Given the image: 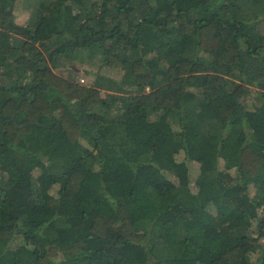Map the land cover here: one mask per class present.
<instances>
[{
    "label": "trees",
    "instance_id": "16d2710c",
    "mask_svg": "<svg viewBox=\"0 0 264 264\" xmlns=\"http://www.w3.org/2000/svg\"><path fill=\"white\" fill-rule=\"evenodd\" d=\"M0 264H264V0H0Z\"/></svg>",
    "mask_w": 264,
    "mask_h": 264
},
{
    "label": "rangeland",
    "instance_id": "374dc122",
    "mask_svg": "<svg viewBox=\"0 0 264 264\" xmlns=\"http://www.w3.org/2000/svg\"><path fill=\"white\" fill-rule=\"evenodd\" d=\"M20 10H22V5L19 7ZM27 17L26 13H22V15L19 17V20L23 21L25 20ZM101 51V50H100ZM98 48L95 49H83L82 51L80 50H76L72 56V58L76 61V63L78 64V67L83 70V71H96L97 66L100 65V63H103V56L101 57V53H100ZM65 58H62V60H64ZM58 68H62L59 67ZM57 68V69H58ZM58 69V70H59ZM88 81V78L86 76H81V82L82 83H86ZM165 120H161L159 121V123H157L158 125L163 126L165 124L164 122ZM153 125V124H152ZM150 125V126H152ZM195 154V153H192ZM192 158H196L195 155H192ZM190 167H191V172H192V176H194L197 173V167L198 164L195 160H191L190 161ZM145 179L140 178L138 180V185H144V184H149L151 182H149V180H153L155 179L154 177H143ZM211 230H215L214 227L211 228Z\"/></svg>",
    "mask_w": 264,
    "mask_h": 264
}]
</instances>
